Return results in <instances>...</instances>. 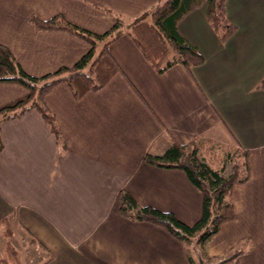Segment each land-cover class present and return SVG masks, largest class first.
<instances>
[{
  "label": "crops",
  "instance_id": "obj_1",
  "mask_svg": "<svg viewBox=\"0 0 264 264\" xmlns=\"http://www.w3.org/2000/svg\"><path fill=\"white\" fill-rule=\"evenodd\" d=\"M161 1L0 0V45L28 75L42 77L73 66L88 46L62 32L35 31L31 17L62 14L103 34L113 17L130 22ZM205 8L178 24L205 59L191 73L179 65L155 73L124 35L109 47L121 73L103 90L78 101L64 85L51 90L45 104L64 146L34 111L0 122V221L16 213L15 225L37 240L32 245L51 253L48 264H190L185 246L165 230L119 213L126 191L139 206L186 225L200 217L202 196L186 174L144 161L165 152L169 135L183 145L206 138L248 151L250 179L231 196L235 219L206 252L237 250L225 264H264V90L255 89L264 79V0H226L237 31L225 44L207 24ZM24 95L19 85L0 84V107Z\"/></svg>",
  "mask_w": 264,
  "mask_h": 264
},
{
  "label": "trees",
  "instance_id": "obj_2",
  "mask_svg": "<svg viewBox=\"0 0 264 264\" xmlns=\"http://www.w3.org/2000/svg\"><path fill=\"white\" fill-rule=\"evenodd\" d=\"M203 3L207 24L221 44L227 43L237 27L227 19L226 0H165L151 12L130 22L113 17L114 24L103 34L82 29L62 14L46 20L31 17L28 23L35 31L68 34L84 42L88 51L71 67H61L42 77H33L21 68L7 47L0 45V84H15L25 90L23 97L0 107V122L19 119L34 111L56 144L64 146L55 116L45 104V96L59 85L66 86L76 101L88 93L103 90L113 77L121 73L109 53V47L124 35L132 40L155 73L163 74L177 65L191 73L194 68L202 66L205 59L180 34L178 24ZM255 89L264 90V79ZM169 143L163 154H146L144 161L160 169L179 170L186 174L202 196L198 220L186 225L172 213L141 207L126 191L119 194L120 215L132 222L149 223L165 230L185 246L190 264L231 262L241 254L240 251L231 250L222 256L210 257L206 248L221 227L235 219L231 196L235 187L246 184L250 179L248 151L206 138H194L183 145L169 135ZM15 218L16 213L0 221L3 237L8 242L13 235L11 223ZM31 243L35 244L37 240L31 238ZM47 253L49 258L44 264L52 259L51 253ZM0 264H19L18 252L11 243H7L0 253Z\"/></svg>",
  "mask_w": 264,
  "mask_h": 264
},
{
  "label": "rangeland",
  "instance_id": "obj_3",
  "mask_svg": "<svg viewBox=\"0 0 264 264\" xmlns=\"http://www.w3.org/2000/svg\"><path fill=\"white\" fill-rule=\"evenodd\" d=\"M11 229L13 235L9 242L3 237V230L0 229V253H3L7 243H11L18 252L19 264H44L47 261L49 255L38 244L32 245L29 236L18 228L14 221L11 223Z\"/></svg>",
  "mask_w": 264,
  "mask_h": 264
}]
</instances>
